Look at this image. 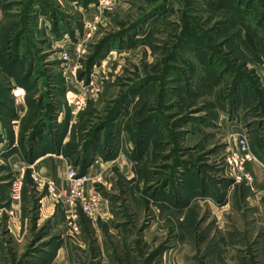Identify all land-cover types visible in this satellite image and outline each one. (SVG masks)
Returning a JSON list of instances; mask_svg holds the SVG:
<instances>
[{
	"label": "rangeland",
	"instance_id": "1",
	"mask_svg": "<svg viewBox=\"0 0 264 264\" xmlns=\"http://www.w3.org/2000/svg\"><path fill=\"white\" fill-rule=\"evenodd\" d=\"M239 135L264 175V0H0V264H264Z\"/></svg>",
	"mask_w": 264,
	"mask_h": 264
},
{
	"label": "built area",
	"instance_id": "2",
	"mask_svg": "<svg viewBox=\"0 0 264 264\" xmlns=\"http://www.w3.org/2000/svg\"><path fill=\"white\" fill-rule=\"evenodd\" d=\"M80 45H77V51H79ZM62 57H67L66 54H63ZM23 95V90L16 88L12 90V96L15 99H20ZM83 103L82 96H74L72 98V106L75 111H78ZM237 148L231 151L230 155L227 158L228 166L231 169V172L234 174L236 181L245 180L247 183H252L253 179L251 175L244 170V167L247 163L257 162L255 156L251 153L248 147L247 139L243 135L237 137ZM24 165H17V170L19 173V178L25 173ZM33 179H36V175L31 171L30 175ZM65 186L62 188H57L54 183L50 180H44L43 182L46 185L47 192L52 197L61 201L65 207L68 209V216L71 219L77 217V212L82 211V213L92 216L95 211L100 206V197L98 194L94 193L90 196H85V185L88 182L89 178L86 174L79 175L73 170H66L64 173ZM21 181L17 180L13 183V195L18 196L20 190Z\"/></svg>",
	"mask_w": 264,
	"mask_h": 264
},
{
	"label": "crops",
	"instance_id": "3",
	"mask_svg": "<svg viewBox=\"0 0 264 264\" xmlns=\"http://www.w3.org/2000/svg\"><path fill=\"white\" fill-rule=\"evenodd\" d=\"M48 156H50V155L47 154V155L43 156V159H45V161H43L44 170L47 169V167L51 168V166H52L51 159H49ZM48 165H50V166H48ZM65 167H67V162L60 160V162H58V164L56 165L55 171L58 174H64L63 172H64ZM245 168L248 172H250L254 176V180L256 181V184L259 186L262 185L263 182H261V181H262V178L264 175H262L260 169H258V167L255 166V164L253 162L247 163Z\"/></svg>",
	"mask_w": 264,
	"mask_h": 264
}]
</instances>
